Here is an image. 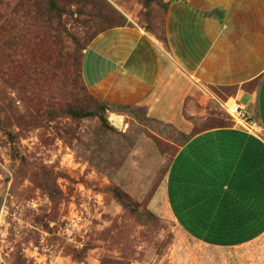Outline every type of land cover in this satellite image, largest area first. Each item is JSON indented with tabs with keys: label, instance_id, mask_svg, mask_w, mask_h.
Instances as JSON below:
<instances>
[{
	"label": "rangeland",
	"instance_id": "1",
	"mask_svg": "<svg viewBox=\"0 0 264 264\" xmlns=\"http://www.w3.org/2000/svg\"><path fill=\"white\" fill-rule=\"evenodd\" d=\"M164 13L148 0H0V264L168 263L178 233L153 204L178 130L143 108L103 110L81 79L98 35L156 31Z\"/></svg>",
	"mask_w": 264,
	"mask_h": 264
},
{
	"label": "crops",
	"instance_id": "2",
	"mask_svg": "<svg viewBox=\"0 0 264 264\" xmlns=\"http://www.w3.org/2000/svg\"><path fill=\"white\" fill-rule=\"evenodd\" d=\"M164 15L156 31L98 35L83 80L113 108L178 130L153 204L178 233L168 263L264 264V0H172ZM233 104L257 132L216 113ZM207 121L226 123L195 130Z\"/></svg>",
	"mask_w": 264,
	"mask_h": 264
},
{
	"label": "built area",
	"instance_id": "3",
	"mask_svg": "<svg viewBox=\"0 0 264 264\" xmlns=\"http://www.w3.org/2000/svg\"><path fill=\"white\" fill-rule=\"evenodd\" d=\"M227 114L236 122V124L243 126L249 131L257 132L258 127L249 116L247 111L240 105L233 104L226 109Z\"/></svg>",
	"mask_w": 264,
	"mask_h": 264
},
{
	"label": "trees",
	"instance_id": "4",
	"mask_svg": "<svg viewBox=\"0 0 264 264\" xmlns=\"http://www.w3.org/2000/svg\"><path fill=\"white\" fill-rule=\"evenodd\" d=\"M148 1H150V2H153V1H157L165 10L167 9V7H168V4L169 3H171L172 2V0H148ZM87 50V49H86ZM86 50H85V52H86ZM85 52H84V54H85ZM83 57H84V55H83ZM82 62H83V59H82ZM81 79H82V82H83V84H84V86H85V88H86V90L88 91L87 92V94L88 95H90L92 98H95L91 93H90V91L88 90V88H87V86H86V84H85V82H84V80H83V75H82V72H81ZM95 99H97V98H95ZM100 103V106H101V108L103 109V110H112V109H116V108H113L112 106H110L109 104H107V103H104L103 101H101V100H99V99H97ZM130 108H132V107H124V108H119V109H116V112L117 111H123V110H130ZM133 109V108H132ZM118 113V112H117ZM74 116L75 117H82V118H87V117H93V116H95V113L94 112H92V111H88V112H75L74 113Z\"/></svg>",
	"mask_w": 264,
	"mask_h": 264
},
{
	"label": "bare ground",
	"instance_id": "5",
	"mask_svg": "<svg viewBox=\"0 0 264 264\" xmlns=\"http://www.w3.org/2000/svg\"><path fill=\"white\" fill-rule=\"evenodd\" d=\"M112 117L119 126L122 125L123 119L120 116L114 114Z\"/></svg>",
	"mask_w": 264,
	"mask_h": 264
}]
</instances>
